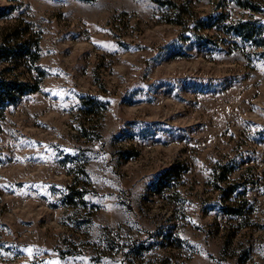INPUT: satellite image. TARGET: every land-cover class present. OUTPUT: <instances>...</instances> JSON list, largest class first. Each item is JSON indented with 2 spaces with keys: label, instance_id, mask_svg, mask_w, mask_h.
<instances>
[{
  "label": "rangeland",
  "instance_id": "rangeland-1",
  "mask_svg": "<svg viewBox=\"0 0 264 264\" xmlns=\"http://www.w3.org/2000/svg\"><path fill=\"white\" fill-rule=\"evenodd\" d=\"M0 264H264V0H0Z\"/></svg>",
  "mask_w": 264,
  "mask_h": 264
},
{
  "label": "trees",
  "instance_id": "trees-1",
  "mask_svg": "<svg viewBox=\"0 0 264 264\" xmlns=\"http://www.w3.org/2000/svg\"><path fill=\"white\" fill-rule=\"evenodd\" d=\"M27 85L18 83L16 81H6L0 78V115L3 114V110L6 105L15 103L20 96H23L29 92H33L35 89L26 90Z\"/></svg>",
  "mask_w": 264,
  "mask_h": 264
}]
</instances>
